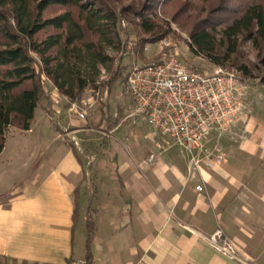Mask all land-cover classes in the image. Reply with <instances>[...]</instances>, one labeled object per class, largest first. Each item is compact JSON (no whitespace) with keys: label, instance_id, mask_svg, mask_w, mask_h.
I'll return each mask as SVG.
<instances>
[{"label":"crops","instance_id":"0c3cea01","mask_svg":"<svg viewBox=\"0 0 264 264\" xmlns=\"http://www.w3.org/2000/svg\"><path fill=\"white\" fill-rule=\"evenodd\" d=\"M44 85L31 128L10 126L0 154V264L85 258L88 216L93 264H243L207 242L218 228L250 264H264V129L252 117L236 126L251 141L215 130L188 156L148 125L88 127L51 80ZM62 128L98 133L79 152ZM219 150L225 159L209 167Z\"/></svg>","mask_w":264,"mask_h":264},{"label":"trees","instance_id":"16d2710c","mask_svg":"<svg viewBox=\"0 0 264 264\" xmlns=\"http://www.w3.org/2000/svg\"><path fill=\"white\" fill-rule=\"evenodd\" d=\"M118 1L0 0V154L10 126L31 128L48 97L46 78L69 102L79 101L87 89L124 81L121 62L108 50L122 60L129 43L125 33L135 35L133 50L141 56L147 44L174 33L159 11L169 0H133L122 7ZM185 11L179 8L172 18L188 28L192 53L264 85V0H203L199 12L181 22ZM247 41L258 52L257 63L248 61ZM102 67L112 77L98 82ZM109 125L114 127L111 118ZM87 229V264H93L90 216Z\"/></svg>","mask_w":264,"mask_h":264},{"label":"built area","instance_id":"2783aa9c","mask_svg":"<svg viewBox=\"0 0 264 264\" xmlns=\"http://www.w3.org/2000/svg\"><path fill=\"white\" fill-rule=\"evenodd\" d=\"M159 44L157 60L135 61L123 75V84L134 103V115H140L155 132L190 152L202 150L204 139L211 131L231 132L241 120L250 118L245 109V98L251 88L246 77L217 64L194 67L181 58L179 46L168 37ZM127 46L132 52L133 42ZM78 102L72 103L80 117L85 118ZM206 159L208 166L214 167L223 162L225 153L219 150L215 155L208 154ZM192 161L198 166L201 158L193 155ZM197 189L202 191L204 187L198 185ZM205 239L221 254L250 264L222 228ZM87 261L85 257L73 264H87Z\"/></svg>","mask_w":264,"mask_h":264},{"label":"rangeland","instance_id":"374dc122","mask_svg":"<svg viewBox=\"0 0 264 264\" xmlns=\"http://www.w3.org/2000/svg\"><path fill=\"white\" fill-rule=\"evenodd\" d=\"M133 0H122L121 2H116L118 7H122V5H128L132 3ZM203 4V0H169L168 3H164L162 7L159 8L160 16L164 19L169 20L171 27L174 30V33H171L168 38L173 43H176L179 46V52L181 58L189 61L194 67L204 68L210 67L213 63L208 61L206 58L202 56L195 55L192 53L189 47V33L188 28L182 27L178 21H175L172 18V15L180 8V11H184L182 16L180 17V21L183 22V19L189 14H196L198 11V7ZM162 8V9H161ZM126 21V20H125ZM127 23V21H126ZM124 23V25H126ZM126 37L129 39V42L135 41V35L133 33L126 34ZM134 45V44H133ZM134 47V46H133ZM147 50L144 49L143 55H138L131 50H128V46L126 51L123 53L124 58L121 60L120 53L117 51H113L112 49L108 50L113 56H117L116 64L121 62L124 73H127L130 65L135 61L140 62H151L157 60L159 57L158 49L160 48L159 41L155 43H149L146 45ZM243 50L247 55L248 61L250 63L258 62V52L253 47L252 43L247 41L243 43ZM112 77L111 69L109 68H101L100 75L98 77V82L108 81ZM250 82V94L246 96L245 101V109L248 113V116L252 117L257 124L258 127H262L264 129V85L260 83L259 79L255 78H247ZM90 99V101H88ZM84 100V101H82ZM79 108L80 111L85 112L86 114V124L88 127H93L98 129L100 125L104 128L110 127V118L111 123L115 126L120 123L127 124L129 128L134 130H139L143 126H149L144 118L140 115H134V103L128 92L126 91L125 85L121 81H115L112 86L106 87L103 89H87L85 93L79 100ZM85 123V122H84ZM56 124L60 126V122L56 121ZM62 125V123H61ZM14 127V126H12ZM61 127V126H60ZM240 127V126H239ZM239 127H235L231 132L221 133V137H231L233 141H236L241 144L245 140L251 141L252 134H247L242 130L238 131ZM63 132H61L62 137L65 139V142H69L74 147L78 149L80 152V146L83 143L89 144V140L95 138L97 136V130H91L88 132H82V135L78 133H71L70 128L65 130L62 128ZM215 130L211 131L210 134L204 139V142L207 139H211L214 135ZM88 134V135H87ZM217 135V134H215ZM218 137V136H216ZM69 140V141H68ZM216 141L220 138L214 139ZM76 141L78 143L76 144ZM171 141V140H170ZM169 141V142H170ZM225 141V138L223 142ZM163 147L166 144L165 140L161 139ZM170 143H173L172 141ZM170 152H174L176 154L184 153L185 155H190V152L186 149L185 146L180 144H175L174 147L170 150ZM196 152V151H194Z\"/></svg>","mask_w":264,"mask_h":264}]
</instances>
